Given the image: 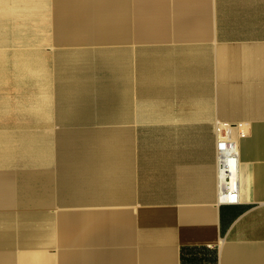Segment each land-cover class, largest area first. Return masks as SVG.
I'll use <instances>...</instances> for the list:
<instances>
[{
    "label": "crops",
    "instance_id": "0c3cea01",
    "mask_svg": "<svg viewBox=\"0 0 264 264\" xmlns=\"http://www.w3.org/2000/svg\"><path fill=\"white\" fill-rule=\"evenodd\" d=\"M0 264H264V0H0Z\"/></svg>",
    "mask_w": 264,
    "mask_h": 264
},
{
    "label": "built area",
    "instance_id": "2783aa9c",
    "mask_svg": "<svg viewBox=\"0 0 264 264\" xmlns=\"http://www.w3.org/2000/svg\"><path fill=\"white\" fill-rule=\"evenodd\" d=\"M217 199L219 203H238L240 186L238 179V151L230 138L218 139L216 143Z\"/></svg>",
    "mask_w": 264,
    "mask_h": 264
}]
</instances>
